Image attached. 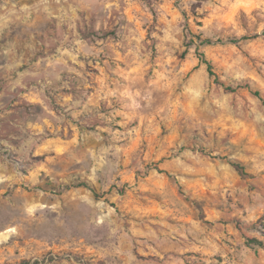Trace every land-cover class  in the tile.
I'll return each instance as SVG.
<instances>
[{"label":"rangeland","instance_id":"rangeland-1","mask_svg":"<svg viewBox=\"0 0 264 264\" xmlns=\"http://www.w3.org/2000/svg\"><path fill=\"white\" fill-rule=\"evenodd\" d=\"M23 260L264 264V0H0V264Z\"/></svg>","mask_w":264,"mask_h":264},{"label":"trees","instance_id":"trees-1","mask_svg":"<svg viewBox=\"0 0 264 264\" xmlns=\"http://www.w3.org/2000/svg\"><path fill=\"white\" fill-rule=\"evenodd\" d=\"M197 39L200 41V46L201 45H205V44H210V40L208 39H201L199 36H197ZM199 57H200V61L206 66V69H207V72L209 73L210 76H213V72H212V66L210 64L209 61L205 60L203 54H199ZM229 89V88H228ZM255 95L259 97V93L258 92H255ZM237 169H239V171H241L243 173L244 169L243 167L241 166H236ZM78 187H84V188H87L89 189L91 192L94 193L93 189L85 182H81ZM251 243H254V244H257V245H260V242L256 241V240H251ZM54 257H51L50 259L52 260ZM41 262L35 260L32 262V264H40ZM18 264H30V261L29 260H23L21 262H19Z\"/></svg>","mask_w":264,"mask_h":264}]
</instances>
